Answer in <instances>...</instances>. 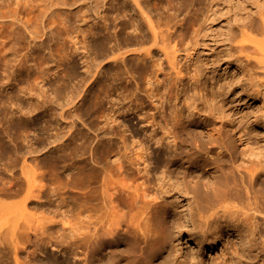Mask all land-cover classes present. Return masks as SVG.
Here are the masks:
<instances>
[{
  "label": "bare ground",
  "instance_id": "1",
  "mask_svg": "<svg viewBox=\"0 0 264 264\" xmlns=\"http://www.w3.org/2000/svg\"><path fill=\"white\" fill-rule=\"evenodd\" d=\"M0 1V28L2 27L4 30L6 28L11 29L8 35L9 37L12 36L11 38L15 41V45H19L17 49H20V47L26 48L27 46L29 49L32 44L27 43L26 47L23 44V46L20 45L22 42H27V37H30L33 43L37 39L44 36L50 37L51 35L48 38L51 41V39L55 40L56 36L53 38L54 35H57L58 32H63L62 36L64 35L66 39L70 40L69 42L70 44L72 43L74 49L73 51V49H70L72 47L69 48L68 45L70 52L66 50L68 52L66 53L67 57L72 58V54H79L77 51L81 48L82 51H86L83 56V58H86L83 65H85L86 74L88 75L82 77L76 71L75 63H71V66L68 67L67 80L63 78V81H66H64L62 88L65 85L68 88V85L72 81L77 80L78 83H75L73 86V92L78 93L77 88H79V84L87 85L93 78L101 80V77L98 75L104 70L101 67L104 62L111 66L115 65V70H109L110 72L107 71L106 73V75L109 73L108 75L111 76V79L113 78L114 82L126 81L128 73H130L129 76L131 78V71H135L133 73L135 74V98H133V101L135 100V110L132 108V112H138V114L136 113L137 116L142 115L144 113L142 106L147 107L148 101H150L148 103L149 108V104L155 105H153L154 107L151 106L154 109V111L151 110L153 113L150 110V112L146 110L147 112L144 113V116L140 115L138 117H142L141 122L146 123V127L153 129L152 132L156 133L155 135H150L149 138L155 145L159 146L158 149L156 148L151 152H148L151 148L148 146L145 149L142 148L141 152H135V182H140L131 185V182L128 183L127 181L131 180V176L134 175L130 173V170H133L130 167L133 166V163L131 162V165L128 156L124 155L125 152L122 151L123 154H119L122 147L119 146L120 144L118 145V139L123 138L121 136L123 128L120 130L122 123L120 126H115L117 118L128 114L130 108L129 110L126 108L128 111H125L126 105L121 103L122 100L118 99V102H113L114 99L111 100L110 92L115 90L113 84H107V80H101L99 83L97 82L96 89L91 94V106L97 107L95 117H105L106 120L104 127L93 130L95 135L91 136L90 132L88 133L78 128L82 115L80 116L79 113L81 111L78 113L79 109L75 111L77 109L74 107L73 111L75 113L71 116L72 121L67 123L62 129L55 125V129L52 128L53 131L55 130V133L53 132L54 135H50L48 132L49 136L46 135L41 141L38 139L35 141L28 139L30 123L26 121L27 119L23 120L25 111H23V106L21 105L22 95H20L23 92L16 90L8 94L9 96H3L4 92L0 90V119L2 117L4 119L7 118L14 125L13 128H5V130L2 129L0 131V197L12 199L22 196L21 200L19 198L20 201L18 200L16 204L11 203L12 205H6V202L0 200V213L1 210L4 212L5 209L10 208L16 214L18 212V214L20 213L21 215L22 213V216H24L26 213L27 215L30 214L28 211L26 212V209L33 208L34 210L41 209L39 210L42 212L41 214L46 216L36 220L34 223L32 219L35 215L30 216V214L29 216L33 218L27 217L22 220L24 223L20 225L18 222L15 221V223L13 221L12 227L9 226L11 223L6 220L8 228L2 234H8L9 237L2 238L0 234V264H8L9 260H12L14 264H20L18 254L23 250V247H26L22 245L26 244L32 246L35 253L38 252L39 255L46 254L47 242H51L50 240L47 241L50 237L48 232L53 230V228L55 229V224L59 223L62 225L59 224L61 228H64V232L66 233L64 234L68 236L70 242L74 241L75 243L82 240L83 242H81L85 243L84 245H86L87 249L85 264H121L126 253H129L125 248V250H120L118 245L125 244L135 246V264H203L201 257L195 249L199 251L205 247L211 249L218 242L219 232L229 228L233 229L238 235L239 244L237 249L241 251L242 257L245 260L251 263L255 259L264 257V255L258 253L260 249L259 243H255V238L261 235V229L264 227V222H261L264 218V138L261 140L263 144L256 141L254 145V147L257 145L256 148L249 152V164L236 165L231 145L232 142L228 135H226L225 139L219 133L220 131L215 129L206 130L205 133L201 131L193 135L190 130L182 126L184 111H188L189 115L192 116L198 114L200 117V109L195 105L196 102L192 96L184 94L183 107L179 108L178 103L169 108L168 117L165 113L167 112L165 104L171 103L173 99L175 102L179 100L178 94L175 96L170 94L171 87L168 84L169 79L172 78L173 70L178 68L179 64L177 63L176 65L173 57H170L171 54L176 53V45L180 42V40L176 41L174 38V36L178 38L181 36L177 34L178 23L183 19L179 20V18L187 10L198 7L192 19L188 21L189 26L195 33L193 40L198 41L203 37V27L208 21L207 19L202 21L200 16L203 15L204 11L209 13L212 9H208L202 0H124L122 5H120L121 0ZM90 3H94V5ZM114 3H117L119 7L117 5L114 6ZM215 3V1L212 2V4ZM26 4H28V7L24 8L25 6L23 5ZM108 4L112 6L114 16L109 17L108 12L110 9L107 7ZM31 5L35 8L33 10L38 12V14H33L34 16L36 15L33 17V20L30 19L31 21L23 22L24 24L22 25L18 24L19 21L16 22V18L9 20V12H13L14 10L15 16H18L15 13L18 6L25 10L30 8ZM75 5H80L77 11L72 12L70 9L66 11L69 7L71 8ZM253 5H255L253 6L254 10L244 9L245 15L240 18L235 17L234 22H232V18L228 20L227 26L229 28L227 34L221 35H224L225 41L228 44L225 54H227V58L230 57V64L233 65L235 63L234 65L239 67L241 64L246 63L249 67L248 71H252L253 69L252 73L256 77V81L253 82L252 90H246L245 93L247 97L256 99L257 97L264 98V0H254ZM56 6L60 10H58L59 13L56 10V15L53 16L55 9L51 10V8ZM61 7H65L66 9L63 10ZM5 8L10 9L9 12H4ZM152 10L156 13L157 18L155 22H151L150 14ZM6 12L9 16L6 15ZM236 12L238 11L235 10L232 14ZM55 21L57 22L55 23ZM75 23L78 24L76 25ZM56 24L57 32L55 31L56 33L52 35L54 28L52 29L51 25L54 27ZM45 25H47L48 29ZM161 27L165 29L162 30ZM45 29L49 31V35H47ZM4 30L0 33V38H3V40L5 38L3 34L6 33ZM184 30H186V27ZM0 40L2 41V39ZM4 41L1 43L2 46L0 45V61H2L1 65L3 69L6 70L8 55L6 54L7 51L1 50L3 46L5 48L7 45L6 41V44H4ZM8 41V44L14 42L9 39ZM57 41L60 44L65 43L63 40V42H59L61 41L60 39ZM144 42L146 45L147 43L149 44L147 45L148 47H132L130 51L134 48L135 52H131L134 54L130 53V46H128V49L126 48L130 54H127V50L123 49L130 44L135 43L136 46ZM31 49H33V53L39 50L36 45ZM122 49L126 54L124 52L120 53ZM170 49H173L172 53L169 52ZM14 50L12 49L11 51ZM156 55L158 56L156 57ZM9 56H12V54ZM18 56L20 55L18 54ZM58 56L60 55L58 54ZM14 57L12 56L11 58ZM16 58L18 57L16 56ZM25 59L27 60L28 58ZM49 59L47 58V60ZM26 60L23 61L26 62ZM12 61L10 63L13 64L12 66H15V63ZM129 63H133V67H129ZM16 64L18 66L19 63L17 62ZM127 64L129 68H127ZM22 66L23 64L20 65L21 69ZM192 66L195 74H193L195 76L193 80H195L196 76L201 77L205 73L210 74L212 72L211 70L204 72L201 69V65L198 64H193ZM24 69L25 71L22 70V74L30 72L29 69ZM176 70L178 71V69ZM183 70H180L181 72L179 71L178 74H181ZM30 74L32 73L30 72ZM5 75L3 76L6 77L7 75ZM32 75L33 79L32 77L30 78L32 79L33 87L38 85L39 79L42 83L44 76L46 78L44 70L34 72ZM181 75L176 76V79L173 78L178 83H182L183 79L179 78ZM4 77L3 81L0 82V88L5 87V90L6 88H10L12 83L8 82L7 79L4 80ZM134 79L131 80L134 82ZM171 80L173 81V79ZM261 81L263 82L262 84L260 83L262 88H258V83ZM173 85H175V82ZM212 85L217 88V93H221L223 84L216 81ZM52 87H54L53 91L55 86ZM41 88H39L40 92L43 93L45 90L43 89V91ZM253 88L256 89L254 90ZM162 89L163 91H161ZM193 89L195 91L198 88L194 85ZM203 90L202 88L198 90V94L199 92L202 94ZM29 93H32V90H29ZM75 93L74 97L78 98L80 94ZM43 94L36 95L38 97L40 95L41 97ZM86 96H82L81 101L85 102ZM124 96L127 97V95ZM124 96L122 95V97ZM38 97L36 101L39 103L30 105L32 112L37 110L40 105L42 107L47 104L45 102L46 99H44V102L43 100L40 102ZM106 103L110 104L109 108H105ZM261 110L264 114V107ZM139 111H142V113ZM155 111L157 113H154ZM86 113L88 114V112ZM263 114L262 117H264ZM157 118H159V121ZM229 119L231 121L232 118L229 117ZM258 119H255L256 124L260 125L264 123V119L261 123H258ZM32 121L34 122V120ZM51 121L53 120L51 119ZM48 124L50 128V123ZM80 125L85 127L83 122ZM122 126L125 129V126ZM46 128L48 127L44 129ZM249 128H245L249 131L243 132L242 136H247L248 139L254 138L252 140L255 142L256 136H252V130L254 129ZM134 130L132 129V132ZM158 131H160L161 135ZM98 132H101V134ZM152 132L150 133L152 134ZM183 133H185L186 139H181ZM108 134L112 136H108ZM158 134L160 137H158ZM7 138H10L9 140L12 143L9 146L7 145ZM95 140L97 144L92 150L93 158L91 160L94 165H98L99 167H95L90 163L91 160L87 162L84 158ZM119 140L123 141L122 145L126 150L124 140ZM165 140H168L166 142H171L170 147L164 145ZM185 143L187 144V146L185 145L187 147H185L187 149L185 153L177 156L176 154L172 155L168 151L171 148H174L175 151L179 145L182 147ZM104 150L106 152L103 157L101 152ZM151 155H153L152 158ZM109 157H116L115 162H111L113 164L107 162L109 161ZM141 162L144 167L140 169ZM19 163L21 166L19 171L17 170V173L14 169L17 168ZM151 165L152 168H150ZM171 165L176 166V169L168 170ZM39 167L47 171L45 170L38 175L35 168ZM206 169L207 172L205 173L208 178H211V182L205 183L204 188H201L196 183L192 186L188 185L186 181L187 177L193 173H197L196 175L203 173V170ZM174 173H176L177 180L173 179ZM117 174H126L127 177L131 174V176L129 179L121 178L120 180L118 179L120 176L114 179V176ZM39 177L41 180H47L48 184L37 185L36 182ZM178 179H180V182H178ZM70 184H79L86 187L84 200L80 202L75 201L76 203H73L71 209H67V212L69 211L71 215H75V212H78L76 214L78 221L73 223L71 220L66 219L68 216L66 211L61 212L62 208L69 207L62 196L69 193L68 188ZM180 196H183L185 199V204H182L180 201ZM116 203L117 205H115ZM118 205L126 207L127 214L120 213L121 215H119ZM10 209L8 210L9 212L11 211ZM36 210L35 212H39ZM83 211L85 212V219L80 221L79 217ZM6 216L5 214L4 217ZM22 216H18L20 222H22ZM176 216H178L177 219H175ZM18 217L16 216V220H18ZM2 218H0V224L2 223ZM14 218L10 216L9 221ZM2 224L4 226V223ZM124 228L126 229L125 234L130 236V240L127 239V235L120 236V232H123ZM183 232L187 236V239L195 244L192 249L193 254L190 263L182 260L183 244L180 242V237ZM45 234L47 237H44V239L43 236ZM18 236L20 239L22 238L24 244H20L21 242L17 240L19 239ZM24 238L25 241L23 240ZM19 246H22V248L20 249ZM262 246L264 247V241ZM106 250L108 253L105 255ZM46 255L40 259L41 261L43 260L42 263L39 261L41 264H73L67 256L65 259L62 257L64 260L60 262V257H55L52 260Z\"/></svg>",
  "mask_w": 264,
  "mask_h": 264
},
{
  "label": "rangeland",
  "instance_id": "2",
  "mask_svg": "<svg viewBox=\"0 0 264 264\" xmlns=\"http://www.w3.org/2000/svg\"><path fill=\"white\" fill-rule=\"evenodd\" d=\"M25 1H30V0H25ZM123 1L124 0H121L120 5H122L124 3ZM202 1L205 3L206 7H208V9H212V11L209 13H206L204 11L203 15L200 16L202 21H204L206 19L208 20L205 23V26L203 27V32H202L203 37L201 39H199L198 41L197 40L195 41V39L193 40V36L195 35V33H194L193 29L189 26V22H188V21H190V19H192V16L197 12L196 8H198V7L191 8L190 10H187L179 18V20L183 19L182 21H179V23H178V33L177 34H179L181 36L179 38L174 36V38L176 41L180 40V42L178 43V45H176V43H175L176 53L170 55V57H173L174 63H176V65H177V63H179V64L177 66L178 68H176V69H178V71L175 69V70H173V73L171 72L173 75L175 74V76L172 75L171 79H173V81H174L176 79L175 78L176 76L178 77V75L182 74L181 76H179V78L181 77V79H183V82L178 83L175 80L174 81L175 85L178 83L175 86V85H173L174 82L171 79H169L170 81L168 82V84H170V87H171L170 94H173L172 96H175L178 94L179 100L175 102V100L173 99L172 101H174V102L171 101V103L170 102L167 103V104H169L168 108H167V104H165L166 109H167V112H165V113L168 117L169 108L175 106V104L179 103L178 104L179 108L183 107V100L185 98L184 94H186V96H190V97L192 96L196 102L195 105L198 106L197 108L200 109L199 112L201 114L199 113L200 117L198 116V114L192 116V115H189L188 111H184V120H183L182 126L186 127L188 130H190L193 135H195L196 133H199L201 131H204V133H205L206 130L210 131L211 129L212 130L215 129V130L220 131L219 133L225 139H226V135H228L230 141L232 142L231 145L233 147L236 165H239V164L247 165V164H249L248 163L249 162V158H248L249 152L251 150H253L254 148H256V146H257L256 145L254 147L256 141L258 143L260 142V144L261 143L263 144V142L261 140H263V138H264V123H262L263 125L262 124L258 125L255 123V119L260 118L257 120L258 123L263 122L262 120L264 119V117H262L263 111L261 110V108L264 107V98L257 97L256 99H251L250 97H247L245 92H246V90H250V91L252 90L251 87L253 86V82L256 81L255 80L256 77L253 76V73H252L253 69H252V71H248L249 67L246 63L241 64L239 67H236L234 65L235 63L233 65L230 64V61H229L230 57L227 58V54H225L227 49H228L227 48L228 44L225 41L224 35L227 34V30L229 28L227 26V21L232 18V22H234L235 17L240 18L241 16L245 15L244 9L252 10L253 6H255V5H253L254 0H202ZM213 1H215L216 3L212 4ZM91 5H94V3ZM115 5H117V3H114V6ZM23 6H25L24 8H26V7H28V4L23 5ZM32 6L33 5H31L30 8L25 9V10H24V8L22 9L18 6L19 8L17 7V9H16L17 12H15V13H17L16 15H18V16H15L14 10H13V12L12 11L9 12L10 9L5 8L4 12L5 11L9 12V15H10V17H8L9 20H14V18H16L17 19L16 22L19 21L18 24L22 25V24L26 23L27 21H29L30 19L33 20L34 19L33 17L36 16V15L34 16L33 14H38L37 11L35 12V10H33L35 8H33ZM78 6H80V5H75V6H72L71 8L69 7L68 10H66V11H69V9H70V11L75 12L79 9ZM107 7L110 9L109 12L107 11L109 13V17L114 16L112 6L108 4ZM117 7H119V6L117 5ZM62 8L63 7H61V9ZM39 9H37V10H39ZM52 9L53 10L55 9L54 10L55 13L53 11H51ZM64 9H66V8L64 7L63 10ZM111 9H112V11H111ZM18 10H19V12H18ZM31 10H33V11H31ZM51 10L50 11L53 12V16H54V15H56V10L59 13L58 10H60V9H59V7L56 6L54 8L52 7ZM92 10H94V9L92 8ZM235 10H237L238 12L232 14V12H234ZM154 12L155 11L152 10V13L150 14L151 19H152L151 22H153V21L155 22V20L157 18L156 13H154ZM91 13H92V11H91ZM93 13H95V12L93 11ZM6 15H8V13ZM11 18H13V19H11ZM6 19H7V17H6ZM69 21H68V23H69ZM56 22L57 21H55V23ZM75 24L77 25L78 23H75ZM21 25H19V26H21ZM45 26L48 29L47 25H45ZM56 26H57V24L54 25V27H53V25H51L52 29L53 28L55 29V30L54 29L52 30V32H53L52 35H54L57 32ZM185 27H186V30H184ZM47 29H45L46 33H47V35H49L50 33ZM161 29L164 30L165 28L161 27ZM3 30L4 29L1 27L0 33ZM4 31H6V33H4L3 35H5L4 40L7 43V45H6L7 48L6 47L4 48V46H3V48H1V50H5V52L7 51L6 54L8 55V57L6 60L8 62V66H7L8 70L3 69L2 65H1L2 61H0V82L3 81V77H4L3 75L6 74L7 76L5 75L6 77H4V80L7 79V81L11 82L12 85L10 88H8V89L6 88L5 90H4L5 87H1L0 90L4 92L3 96H9L8 94H11V93L15 92L16 90L22 91L23 93L25 92L24 94L21 93L20 95H22L21 105L23 106V111L26 112V114L24 112L23 120L27 119L26 121H28L30 123L29 128L31 130L28 129V133H29V134L27 133L28 139L33 140V141L38 139L39 141H41L42 139H44L46 137V135H48V136H49V134L54 135L55 130L53 131L52 128L55 129V125H56V127L62 129L67 123L72 121L71 116L73 115V113H75V111H78V109H79L78 113L80 111L82 113V114L79 113L80 116L82 115L81 121L85 124V127L81 126L80 123H82V122L80 121L78 128L85 130L88 133L90 132L89 134L91 136L95 135L93 130L95 128L104 127V125H105L104 122H106V120H105V117H101V118L95 117V115H96L95 112L97 111L96 110L97 107L94 108L91 106L92 103H91L90 97H91V94L93 93L94 89H96L97 84L101 80H104V81L107 80L106 83L107 84H109V83L113 84V86L115 88V90L110 92L111 100L114 99L113 102H118V99L122 100L121 103H124L126 105L125 111L127 109L129 110V108H130V111L128 114L120 116L117 118V121H116L117 123L115 126H117V125L120 126L121 123H122L121 126L122 125L125 126V129L123 126L122 127L120 126V130L123 128L121 131H123L122 133L124 135L121 134V136H123V138H119V139L124 140L126 150H125V147L122 145L123 141L118 139V145L120 144L119 146L122 147V148H120L121 151L119 154L122 155L123 152H125L124 155L128 156L130 163L131 162L133 163V166H130L131 169L133 168V170H130V173L134 174V175L131 176V174H130L131 180H128L127 182L128 183L131 182L130 183L131 185L132 184H134V185L138 184L140 181H136L137 183L135 182V152H137V153L141 152L142 148L145 149V148H147V146L149 148L151 147L148 150V152H151V151L155 150L156 148L158 149L159 146L155 145V143L153 141H151V139L149 138L150 135L156 134V133L152 132L153 129L146 127L147 124L141 122L142 117H138L141 114L137 116L138 112H136L137 114L135 113V111H133L134 113L132 112L133 109L135 110V107H134L135 100L133 101V98H135V79H134L135 74H133V73H135V71H131V78L129 76L130 73H128V75H127L128 77L126 76V81L121 80L118 82H114L113 78L111 79V76L108 75L109 73L107 75H106V73H107V71L110 72L113 69L115 70V68H114L115 65H112L113 66L112 67L110 64L108 65V64H106V62H104V63H102L101 67L104 68V70L106 72L104 70H102L100 72V74L98 75L99 77H101L100 78L101 80H98V79L95 80V78H93L92 80H90L87 83V85L86 84H82V85L79 84L82 87L80 88V86L78 85V87H79V88H77L78 93H75V92H73V86L75 85V83L76 84L78 83L77 80H75L74 82L72 81L70 83L71 86L68 85V88L66 85L63 88H62V86L64 85V81L67 80L68 67L71 66V63H75V69L82 77H85V75L86 76L88 75V74H86L85 65H83V63L85 62V59H86L85 57L83 58V56L85 55L86 51H84V50L82 51V48H81L77 51V52H79V54L78 53L72 54V58L67 57L66 53L70 52V49H73V47H72L73 45H72V43L70 44V42H69L70 40L66 39L65 36L63 35L65 38V40H64V38L62 36V34H64L63 32H60V33L58 32L57 35L53 36V38H55V36H56L55 40L51 39V41H50V39H48L51 37V35H50V37L44 36L43 38L37 39L33 43L31 41L30 37H27L26 38L27 42H24V43L22 42L20 45L21 46H23V45L27 46L28 44H32L31 45L32 47L30 46L31 48H33L36 45V47H38L39 50H37V52L33 53L34 52L33 49H31L30 47L28 49V46L27 47L25 46L27 49L24 47H20V49H17V48H19V45H15V41L12 40V38H11L12 36L9 37V35H8V34H10L11 29L6 28V30H4ZM171 32H173V31H171ZM221 34H224V35H221ZM7 35L9 38L7 37ZM57 36H62V37H57ZM6 38H8L10 41H12V42L14 41V42L13 43L10 42L11 44L10 43L8 44L9 41H8V39L6 40ZM57 38H59L61 40L59 42L65 41V43L64 42L61 43L62 45L60 43H57L58 42L57 40H59ZM0 39H2V41H4L3 38H0ZM2 41L0 40L1 46H2L1 43H3ZM5 41H4V44H6ZM68 42H69V44H68ZM35 43H37V44H35ZM187 43H189V44L186 45ZM9 45H10V47H8ZM59 45H61V46L59 47ZM68 45H69V48L72 47L69 50H68ZM147 45H149V44L147 43ZM147 45L145 42L142 43L141 45H136V46H135V43H133V44L127 45V47L125 46L123 49L127 50L128 46H130L129 47V51H130V49L132 47H134V48L135 47L136 48L142 47L143 48L144 46H147ZM11 46H13V47H11ZM14 46L16 48L15 49L16 51L14 50ZM63 46H66V47H63ZM173 46H174V44H173ZM147 47H144V48H147ZM8 48L9 49L11 48V49L9 50ZM134 48L132 49V51H130V53L135 52ZM12 49L14 51H11ZM123 49L120 53L124 52ZM17 50L19 53L17 52ZM73 51H74V49H73ZM169 52L172 53L173 49L172 50L170 49ZM16 53H18L20 56H18V54H16ZM60 53L61 54L63 53V55H61ZM124 53L126 54V52H124ZM130 53H128V50H127V54H130ZM10 54H12V56H15V57L11 58L12 56H9ZM51 54H53L52 55L53 57L51 56ZM58 54L60 56H58ZM131 54H134V53H131ZM16 56L20 60L18 58H16ZM87 56H89V54H87ZM157 56L158 55H156V57ZM25 58H28V59L26 60ZM47 58L48 59L50 58L49 59L50 61L47 60ZM9 59H10V61H9ZM15 60H16V62H15ZM23 60L24 61L26 60V62H24ZM11 61L13 63H15V66H12L13 64L10 63ZM42 61H43V63H42ZM107 61H109V60H107ZM17 62L19 64L20 63L23 64L22 69L20 67L21 64L20 65L18 64V66H16ZM132 64H130L129 67H133ZM193 64L194 65L195 64L201 65V69H203L204 72H206L207 70H211L212 72L210 74L205 73L201 77L196 76V78H195L196 83H195V80H193L194 79L193 77H195L194 76L195 74L193 72L194 68L192 66ZM93 67L95 68V66H93ZM129 67L127 64V68H129ZM181 67H182V69H180ZM18 68H19V70H18ZM24 68L29 69V71L32 74L34 72L35 73L38 72L39 70L40 71L44 70L45 75L47 74V71H48V74L46 75V78L44 76L42 83H41V80L39 79L38 80L39 82H37L38 85L33 87V84L31 82L33 79V75L30 74V72L22 74V70L25 71ZM180 70H183V72L181 74H178V72ZM185 70H187V71H185ZM10 72H11V75H10ZM187 73H188V75H187ZM103 74H104V76H103ZM30 77H32V79ZM184 77H186V78H184ZM63 78H66V80L63 81ZM129 78H130V80H129ZM79 79H80V77H79ZM131 79L132 80L134 79V82ZM198 79H199V81H198ZM216 81H218L219 83L224 85L222 90H221V93H217V88H215L212 85ZM27 82H28V84H27ZM61 82H62V85H61ZM95 83H96V85H95ZM260 83L262 84L263 82L261 81L258 83V85H259L258 88H262ZM116 85H118L120 87L119 90H118L119 87ZM194 85H196V87L198 88L195 91L193 89ZM52 86H55V89H54L55 91L54 90L52 91V89L54 88ZM35 87H37V88H35ZM65 87H66V89H65ZM39 88H41L42 90L44 89L47 92H45L43 90L44 91L43 93H45V94H43L42 92H40ZM201 88L204 90L202 91V94L200 92L198 94V90H200ZM35 89H36V91H35ZM253 89L255 90L256 88H253ZM29 90H32V93H29ZM60 90H62V91H60ZM161 91H163V89ZM34 92H36V93H34ZM74 93L80 94V96L78 98H75ZM36 94H40V95L43 94V96L40 97V95H39V97H40V99H39L38 95H36ZM31 95L34 97H32ZM85 95H87L88 97L86 96V100H85V102H83V101H81V99H82V96L84 97ZM122 95L123 96L127 95V97H125V96L122 97ZM35 96L38 97V100H40V102H41V100H43V102H44V99H46L45 102L47 104L42 106V107L40 104H38V105H40V107H38L37 110L32 112L30 109V105L36 104L38 102V101H36L37 97H35ZM29 97L30 98L32 97L31 99L33 101ZM34 98H35V100H34ZM126 98H127V100H126ZM129 98L131 99V101ZM212 99H213V101H212ZM128 101H129V103H128ZM31 102H33V103H31ZM148 103H150V101L147 102V104H146L147 107H144V105L142 106V108H143L142 111L144 113L147 111L150 112L151 110L154 111V109L152 107H154L155 105L149 104V106H150V108H149ZM127 104H129V105H127ZM74 107H76L75 109H77V110L73 111ZM109 107H110V104L108 105L106 103L105 108H109ZM214 107H215V112H214ZM142 111H139V112L142 113ZM164 111H165V109L163 110V113H164ZM27 112H28V114H27ZM86 112H88V114ZM83 113H85L86 115ZM144 113L141 116H144L145 115ZM154 113H157V111H155ZM163 113H162V115H164ZM263 116H264V114H263ZM229 117L232 118L231 121H230ZM30 118H31V120H30ZM51 119L53 121H51ZM32 120H34V122ZM157 120L159 121V118H157ZM12 123L13 122H11V120H9L7 118L4 119V117H2L0 119V128H1L0 131L2 129L5 130V128H8V129L13 128L14 125ZM48 123H50V128H49ZM51 124H52V126H51ZM135 124H136V126H135ZM144 124H146V125H144ZM111 125L114 126V124H112V123H111ZM45 127H48V128L44 129ZM247 127L248 128L250 127L249 129H254V130H252V136H256L255 142L252 140L254 138L248 139L247 136H242L243 132L249 131V130L245 129ZM251 127H253V128H251ZM131 128L135 129V130L132 132ZM137 131H139V132H137ZM48 132H49V134H48ZM135 132H136V134H135ZM150 132H152V134ZM158 133L160 134V131H158ZM99 134H101V132ZM159 134H158V137H160V135H161V134L160 135ZM109 135L112 136L111 134H108V136ZM240 137H241V139H240ZM9 139L10 138L6 139L8 142L7 143L8 146L12 144ZM181 139H186L185 133H183L181 135ZM25 140H27V139H25ZM96 140L92 143V145L90 147L91 149H89V152L84 157L87 160V162L93 158L92 150L95 148V146L97 144ZM166 141H168V140H165L164 145L166 147H170L171 142L170 141L166 142ZM185 145L187 146L186 143L182 147L179 145L177 150H175V151H174V148L168 149V151L172 155L176 154L178 156V155L186 152L187 149H185V147H186ZM123 147H124V149H123ZM47 149H48V147H47ZM105 152H106L105 150L103 152H101V155L105 156ZM152 157H153V155H151V158ZM115 158L116 157H112V158L109 157L108 158L109 161H107V162H109V163L115 162L114 161V160H116ZM20 163L17 165V168H15L14 170L19 171V168L21 166ZM90 163L94 165L92 160L90 161ZM132 163H131V165H132ZM111 164H113V163H111ZM94 166L99 167L98 165H94ZM143 167H144V165L141 162L140 169ZM169 167H170V169H168V170L176 169V166L171 165ZM150 168H152V165ZM35 170L37 171V174L39 175L41 172L45 171L46 169L39 167V168H35ZM18 171H17V173H18ZM205 172H207V169L203 170V173H199L198 175H196L197 173H193L191 176L187 177L186 181H187L188 185L192 186L194 183H196L201 188H204L205 183L211 182V178H208V176ZM6 173L8 174V172H6ZM173 175H174L173 179L177 180L176 173H174ZM118 176H120V177L118 178ZM130 176L127 177L126 174H122V175L117 174L114 176V179H117V178L120 180H121V178L122 179L123 178L129 179ZM178 182H180V179H178ZM36 184L37 185H43V184L46 185V184H48V182H47V180H41V178L39 177V178H37ZM85 188L86 187H84V185L70 184V186L68 188L69 193L65 196H62L63 200L68 204L69 207L62 208L61 212L66 211V214H68L66 219L71 220L72 223L75 221L76 222L78 221L76 219V214H78V212H75L76 213L75 215H71L69 211L67 212V209L68 208L71 209V207L73 206V203L75 201L80 202V201L84 200V197H85L84 193L86 192ZM1 197H0V200L1 201L3 200L4 202H6V205H8V204L12 205V204H16L18 202L19 198L21 200L22 196L18 197V198H12V199H10V198L7 199L5 197L1 198ZM179 199L182 202V204L186 203L183 196H180ZM115 205H117V203ZM9 209H5L6 212L4 211L5 214L7 215L6 217H4L5 214L2 210L0 213L2 215L1 217H3L2 223H4V226L2 223H1L2 225L0 224L1 225L0 234H1L2 238L9 237L8 234L3 235L4 232L7 231L8 222L11 223V224H9V226L12 227L11 225H13V223H12L13 221L18 222L20 225V224L24 223L22 220L26 219L27 217H29V218L34 217L35 220L33 218L32 221L35 223L36 220L42 219V217L45 216V215H42L41 214L42 212L39 211L41 209H39V210L35 209L36 211H39V212H35V210L33 208H32L33 210L31 208H28V210L26 209V212L28 211L31 215L30 214L27 215V213H26L25 215H27V216L24 215L25 217L22 216V213L20 215V213L18 214V212H17V214H18L17 215L16 212H14V210H11V209L10 210L12 212L11 211L9 212L8 211ZM117 209H118L119 215L127 214L126 207L124 208V206L122 207V205H118ZM33 214L37 217H35V216L30 217ZM10 216H13L15 218L13 220L9 221ZM16 216L17 217L22 216L23 217L21 219L22 222H20L19 217H18V220H16L17 219ZM84 216H85V212L83 211V213L80 214V217H79L80 221L85 219ZM177 218H178V216L175 217V219H177ZM261 222H264V218H263V220H261ZM59 224H55L56 225L55 229L53 228V230H50L48 232L50 234V237H49V239H47V241H49V240L51 241V242H47V246H46L47 247L46 254L48 253L47 254L48 258L53 260L55 257H60L59 261L62 262L65 259V257L67 256L69 258L70 262H73V264H85V260H86L85 254L87 251V249L85 247L86 245H84L85 243H82L83 242L82 240L76 241L75 243H74V241H72L73 243L70 242L68 236L65 235L66 233L64 232V228H61L62 225L60 224L61 225L60 226ZM81 225H82V222H81ZM123 230H124L123 232L122 231L120 232V236H122V237L127 235V234H125L126 229L124 228ZM48 233H47V235H48ZM47 235L45 234L43 236V238L44 237L46 238ZM129 237L130 236L127 235L128 240H130ZM18 238L19 239H17V240L19 242H21L20 244H24V242L22 241V238L20 239L19 236H18ZM23 240L25 241V238ZM263 241H264V227L261 229V235L259 237L255 238V243H259V245H260L259 246L260 249L258 250V253L260 255L261 254L264 255V247L262 246ZM180 242L183 244L182 245V248H183L182 260H184L187 263H190L192 261V254H193L192 249L195 246V244L191 243V241L187 239V236H185L184 232L182 233V235L180 237ZM238 244H239L238 235L236 234V232L233 229L229 228V229L223 230L222 232L221 231L219 232L218 242L211 249L205 247V248L201 249L200 251L197 249H195V251L198 252L199 256L201 257L203 264H248L249 262L242 257L241 251L239 249H237ZM22 246H26V247L28 246V247L22 248ZM22 246L21 247L19 246V247H20V249L21 248L23 249V250H21L23 253L20 251L18 254V260H19L20 264H36V263L41 264L43 262V260L41 261L40 259L44 258V255H46V254L39 255V253L37 251H36L37 253H35L33 247L28 245V244L22 245ZM29 246H30V248H29ZM130 246L126 245V244L125 245H118V248L120 250L126 249V251L129 253V254L126 253V256L124 258L125 260L123 259L121 264H135V257H134L135 256V253H134L135 252V246H133L132 244ZM24 248H25V251H24ZM107 253H108V251L106 250V252L104 254L106 255ZM40 256H41V258H40ZM62 257L64 259H62ZM67 262L69 263V261H67ZM10 263L14 264V263H12V260L8 261V264H10ZM249 264H264V257H262L261 259H255V261H253Z\"/></svg>",
  "mask_w": 264,
  "mask_h": 264
}]
</instances>
